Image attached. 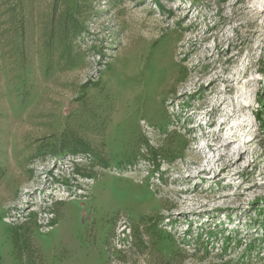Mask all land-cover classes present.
<instances>
[{
    "label": "rangeland",
    "instance_id": "rangeland-1",
    "mask_svg": "<svg viewBox=\"0 0 264 264\" xmlns=\"http://www.w3.org/2000/svg\"><path fill=\"white\" fill-rule=\"evenodd\" d=\"M0 264H264V0H0Z\"/></svg>",
    "mask_w": 264,
    "mask_h": 264
}]
</instances>
